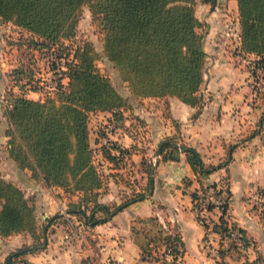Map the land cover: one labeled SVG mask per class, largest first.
<instances>
[{"label": "trees", "instance_id": "obj_1", "mask_svg": "<svg viewBox=\"0 0 264 264\" xmlns=\"http://www.w3.org/2000/svg\"><path fill=\"white\" fill-rule=\"evenodd\" d=\"M196 2L0 0V26L2 21H10L32 34L30 42L36 48H53L59 56L60 51H67L68 56L72 54L63 70L68 80L59 84L55 95L38 99L24 92H9L5 132L9 156L18 167L30 169L32 177L46 186L62 187L67 192L79 194V198L71 201L66 210L83 218L86 225L95 226L108 220L145 193L135 191L133 187L131 197L120 203L100 200L106 190L107 174L95 160L89 114L101 110L111 112L115 119L123 118L128 96L123 95L111 78L99 70L96 63L98 51L91 40L78 42L75 48L70 47L66 40L73 41L76 37L82 10L87 6L93 22L103 33L104 54L114 63L123 80L128 82L131 95L135 98L164 99L169 116V98L177 97L197 107L193 115L196 117L206 102L202 87L208 62L205 48L207 23L198 16ZM201 2L210 4L212 9L218 4V0ZM237 4L240 25L238 52L243 56H253L248 70L255 78L251 81L256 94L254 101L261 99L264 103V0H237ZM12 75L23 79L34 74L31 67L22 65L15 68ZM263 120L264 111L260 114V121ZM256 133L254 131L245 139ZM236 145L232 143L228 146V155L224 160L230 159V150ZM100 152L112 167L119 169L127 165L126 160L133 150L108 140L101 145ZM181 152L186 153L201 182V189L192 193L194 202L200 197V190L204 192L218 185V192L232 197L226 179L209 185L201 179L202 175L223 167L224 161L217 164L205 162L196 148L180 141L177 135L168 137L159 148L162 160L179 159ZM140 165L147 174L146 188L150 190L155 165L145 155ZM110 174L125 179L122 173ZM259 195L262 200L256 206L261 208L264 218V187L259 189ZM209 208L212 209V205ZM229 209V203H226L218 220L212 223V231L220 236L217 264H227L226 255L249 242L245 229L232 220ZM146 220L151 223L152 231L145 234L142 259L167 263L164 255L170 252L173 256L171 263L177 264L180 259L182 264H187L181 255L183 242L178 231L167 224L165 226L157 215ZM205 225L208 226V223ZM232 228L242 232L243 237L231 236ZM17 233H30L37 243H44L35 197L27 196L26 191L8 179L0 169V235ZM27 249L28 246L24 245L11 252L5 263Z\"/></svg>", "mask_w": 264, "mask_h": 264}, {"label": "crops", "instance_id": "obj_2", "mask_svg": "<svg viewBox=\"0 0 264 264\" xmlns=\"http://www.w3.org/2000/svg\"><path fill=\"white\" fill-rule=\"evenodd\" d=\"M234 1L240 31L238 4L237 0ZM228 61L212 56L210 65L207 64L202 87L206 102L196 117L193 115L197 107L177 97L169 98L170 116L161 108L148 114L145 119L146 142L149 154L152 156L155 148L157 155L161 141L177 135L180 141L196 148L205 162L217 164L224 161L226 166L202 175L201 179L206 185L221 179L228 181L232 192L231 218L245 229L249 240L247 244L231 250L225 257L226 262L240 264L238 260L242 253L251 249L262 257L260 259L264 263V218L261 208L256 206L262 200L259 189L264 187V120L260 121L264 103L261 99L254 101L248 67L243 68L232 60ZM31 97L38 98L34 95ZM4 114L8 123L6 112ZM254 131L257 133L245 139ZM0 134L4 142L0 151V169L3 171L4 163H8L9 171L4 175L22 188L24 179H29L27 181L35 194L38 225L44 241L43 244L37 243L30 233L0 235V264H166L142 259L145 234L152 231L151 223L146 219L153 215L178 231L183 242L181 255L187 264H212L204 248L207 230L198 219L192 195L193 191L201 189V182L186 153L181 152L179 159L158 160L148 194L132 201L108 220L89 226L80 216L65 212L68 204L76 201L79 194L67 192L62 187L46 186L32 177L30 169L18 167L9 156L6 132L0 131ZM120 140L126 139L122 137ZM123 143L126 146L130 144L128 141ZM232 143L237 145L230 150V159L224 160ZM130 157L132 167L128 168L134 180L130 189L134 186L138 191L141 186L137 188V181L142 184L148 182L147 174L140 165L143 154L136 149ZM101 160L108 173L125 171V168L112 167L108 160ZM116 179L109 176L101 201L120 203L131 197L127 193L131 192L130 189L124 190L127 183L124 184L121 177ZM209 215L212 223L219 218L216 209H212ZM24 245L28 246L26 252L5 263L11 252ZM240 260L243 261L242 258Z\"/></svg>", "mask_w": 264, "mask_h": 264}, {"label": "rangeland", "instance_id": "obj_3", "mask_svg": "<svg viewBox=\"0 0 264 264\" xmlns=\"http://www.w3.org/2000/svg\"><path fill=\"white\" fill-rule=\"evenodd\" d=\"M196 12L198 16L206 21V31H205V48L208 52L210 58L207 64H209L212 56L214 58H224L229 61L232 60L236 65H242L243 68H247L252 62V55L243 56L238 52L240 39L239 30L237 22V9L234 0H218V5L216 8L212 9L210 4L203 3L201 0L196 2ZM31 33L22 27L14 25L10 21H2L0 26V131H6L8 123L5 118L4 112L7 108V95L9 92L14 91L15 93L24 92L27 96H36L39 98H45L47 96L55 95L58 86L61 82H67V76H64V68L66 67V62L68 58L72 57L67 55V51H60L61 56H59L57 50L53 48H36L30 42ZM84 40H91L98 51V59L96 63L99 70L108 75L117 88L123 93V95L128 96V106L124 109L123 118L115 119L109 111H91L89 114V127L91 135V143L95 152V160L100 168L107 174V180L109 176L116 179L114 176L105 170L104 163L101 159L105 157L100 152L101 145L107 143L108 140L115 141L123 146H126L123 142L128 141L130 144L126 147H131L133 152L136 149H140V153L145 155L147 158L152 159L156 168V162L161 159V157H156V149H153V155L151 156L148 151V146L146 142L147 133V123L146 116L152 113L158 108L162 109L164 112L167 110L166 102L164 99H147L145 98H135L131 95V90L128 86V82L123 80L118 69L115 67L114 63L108 59L104 54L103 50V33L101 32L99 26L93 22L92 14L87 6L82 10L80 21L78 24V31L76 37L73 41L66 40L70 47L75 48L78 42ZM72 53V52H71ZM219 54V55H217ZM228 61V62H229ZM3 62V63H2ZM31 67L33 71V76L30 78H15L12 75V71L19 66ZM210 65V64H209ZM249 81H255L254 76L249 72ZM58 82V83H57ZM24 84V87L22 86ZM21 87V88H20ZM253 89V84H251ZM4 110V111H3ZM125 138L126 140H120V138ZM132 142V143H131ZM4 147V142H2V134H0V151ZM0 152V156H1ZM1 158V157H0ZM130 156L127 158V165L119 169L125 168V171L117 170L115 173H122L125 179L122 178L123 183L127 180L130 184H134L133 178L130 177V169L132 167L130 164ZM155 158V159H154ZM4 160V158H3ZM6 160V158H5ZM106 160V159H105ZM3 168V174L7 172L8 163ZM128 168V169H127ZM125 173V175H124ZM146 175V173H144ZM134 176V174H133ZM147 176V175H146ZM121 177V176H120ZM25 178V177H24ZM28 178L24 179L22 186L27 196H35L32 188L29 187ZM117 180V179H116ZM107 185V184H106ZM127 190L131 188L129 184L125 185ZM140 187V192H144L145 196L149 193V189L146 188L147 184H142L137 181V188ZM134 187V186H133ZM126 191V192H127ZM131 195L134 189H130ZM140 196V197H143ZM195 203V202H194ZM195 205V204H194ZM264 206V205H263ZM208 220L211 221V217L208 213ZM204 248L205 244H204ZM252 248V247H251ZM163 251V250H162ZM238 251V250H237ZM207 254L209 250L206 248ZM239 252V251H238ZM163 257V255H160ZM211 257V256H210ZM254 257V258H253ZM254 251L251 249L248 252H243L239 263L247 264L252 263L251 259H258L257 264H264L261 259L258 258ZM212 264L216 263V260L212 259ZM167 263H171L167 260ZM170 261V262H169ZM251 262V263H250ZM166 263V264H167ZM82 264V263H81ZM84 264H100L94 262H87ZM173 264V263H171Z\"/></svg>", "mask_w": 264, "mask_h": 264}, {"label": "built area", "instance_id": "obj_4", "mask_svg": "<svg viewBox=\"0 0 264 264\" xmlns=\"http://www.w3.org/2000/svg\"><path fill=\"white\" fill-rule=\"evenodd\" d=\"M262 81V78H261ZM58 83V82H57ZM254 92V91H253ZM254 92V96H255ZM7 105H10L7 102ZM156 157H161L160 153H157ZM219 185L214 187L211 186L206 191H199L200 197L196 199L194 209L197 213L199 221L205 226L207 230V236L204 239L205 247L209 250V255L212 259L216 260L217 264V255H218V243H219V234L212 231V221L208 220V213L212 209H216L219 213L222 211V209L225 207L226 203H229V208L231 206V197L225 196L224 193L218 192ZM209 205H212V209L209 208ZM230 210V209H229ZM67 212V211H65ZM205 223H208V226L205 225ZM167 226L166 224H164ZM231 236L236 237L238 239L243 237L242 232H240L237 228H232L230 232ZM164 258L167 260H172L173 256L170 254V252H166L164 255ZM174 264V263H173ZM177 264H182V261L180 259L177 260Z\"/></svg>", "mask_w": 264, "mask_h": 264}, {"label": "water", "instance_id": "obj_5", "mask_svg": "<svg viewBox=\"0 0 264 264\" xmlns=\"http://www.w3.org/2000/svg\"><path fill=\"white\" fill-rule=\"evenodd\" d=\"M163 141H165V140H162L161 142H163ZM174 143H175L176 145H179V143L176 142V141H175ZM161 144H162V143H160V146H161ZM226 162H227V161H226Z\"/></svg>", "mask_w": 264, "mask_h": 264}]
</instances>
